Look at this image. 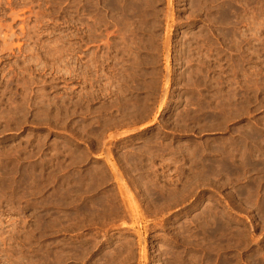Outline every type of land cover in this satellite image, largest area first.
Returning <instances> with one entry per match:
<instances>
[{
    "label": "rangeland",
    "instance_id": "374dc122",
    "mask_svg": "<svg viewBox=\"0 0 264 264\" xmlns=\"http://www.w3.org/2000/svg\"><path fill=\"white\" fill-rule=\"evenodd\" d=\"M227 1L0 0V264H264V0L233 47Z\"/></svg>",
    "mask_w": 264,
    "mask_h": 264
},
{
    "label": "bare ground",
    "instance_id": "6f19581e",
    "mask_svg": "<svg viewBox=\"0 0 264 264\" xmlns=\"http://www.w3.org/2000/svg\"><path fill=\"white\" fill-rule=\"evenodd\" d=\"M206 2H209V3H215V2H219V1H224V0H205ZM223 4V5H222ZM219 13L217 14V16L214 18L215 21L220 24V26L224 27L226 29L225 32L223 33H220V36L223 38V40L225 41L226 44L230 45V47H233V40H235L237 38V33L236 31H234V29L236 28V25L240 22V21H235L233 18H232V15H231V12L233 11V6L231 4V2L228 0L227 2H224V3H221L219 5ZM130 12V10L128 11H125V15H128V13ZM238 19V18H237ZM264 21V20H262ZM258 25H260V22L258 23ZM259 30V27L256 29V31ZM257 33V32H255ZM167 60H168V57H167ZM234 63V59L230 58V64H233ZM234 68L236 69V67L230 65V74L233 75V71H234ZM237 70H239V68H237ZM230 82V81H229ZM231 86H232V80H231ZM214 96V100L216 102H218L219 104L222 103V105H228L231 103V101H233L234 97H235V93L233 92V89L230 88L228 90H223L221 86H218L216 88V93ZM208 106V103L205 105V106H202L201 108L202 109H205V108H209L207 107ZM216 109V108H215ZM228 109L231 110V106L228 107ZM232 112H228V115L229 116ZM204 118L207 119L209 117H213V119H217L219 116L218 115H215L213 114L212 116H209L208 114H204ZM227 116L225 117V119L227 118ZM136 132L135 130L134 131H131L129 133H125L123 134L122 136H127L128 134H132ZM256 135V137L254 136ZM260 135L259 132H251V133H248L246 136H245V139L248 140L244 146H245V149H248V145L250 143V141H253V144L255 146V142H256V139L255 138H258V136ZM251 137V138H250ZM251 139V140H250ZM243 141H240L239 144H242ZM237 147V145H236ZM221 146L218 147V153L221 152ZM250 150H252L251 147H249ZM252 154V152H250ZM250 153H249V157L247 158L246 161H251V158H250ZM245 155V154H244ZM141 161V160H140ZM225 160H219L215 165L216 167H218L221 172L223 168H226V170L224 172H226L227 175H231L233 174L232 172L234 171H231V168L229 167V165L225 164L224 163ZM215 161H212L211 163H213ZM249 164H251V162H248ZM210 164V163H209ZM205 166H208V164H204ZM212 166V165H211ZM203 175L205 176V174L203 173ZM143 180V177L141 176L140 178L137 179V183L144 187L145 184L142 183L141 181ZM136 182V180H135ZM123 185V188L125 190V192L127 193V198H128V202H129V207L131 209L132 212H138V207L136 205V201L134 199V197L131 195L129 189L126 187L125 183H122ZM215 217H208L206 218L205 220V225L207 224H212V223H206L207 220L209 221H214V224L213 226H221L218 222L215 221L214 219ZM217 231H220V228H213V233H216ZM101 245V243L96 239L94 238L93 241L91 242V244L89 245V259L92 260L91 264H111L110 260L108 259V261L106 260L107 257L105 258V260L103 262H100V254L103 252L101 251V253L98 251L99 250V246ZM184 253V252H183ZM111 257V256H110ZM189 258V257H188ZM187 260L189 261L190 263V259H192L193 257L189 258ZM186 260V262H187ZM113 262V261H112ZM186 262H183V260L181 258H177V262L175 264H187ZM195 264H199V263H195Z\"/></svg>",
    "mask_w": 264,
    "mask_h": 264
}]
</instances>
